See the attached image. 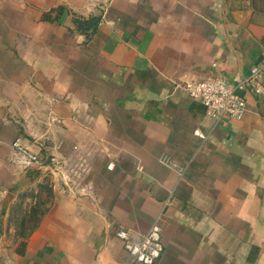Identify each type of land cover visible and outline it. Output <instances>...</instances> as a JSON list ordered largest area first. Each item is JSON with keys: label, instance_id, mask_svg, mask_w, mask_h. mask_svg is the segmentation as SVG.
<instances>
[{"label": "crops", "instance_id": "crops-1", "mask_svg": "<svg viewBox=\"0 0 264 264\" xmlns=\"http://www.w3.org/2000/svg\"><path fill=\"white\" fill-rule=\"evenodd\" d=\"M260 65L264 0H0V264H140L116 234L153 223L154 264H264V99L215 124L181 88ZM75 145L100 156L67 194L49 163Z\"/></svg>", "mask_w": 264, "mask_h": 264}, {"label": "built area", "instance_id": "built-area-1", "mask_svg": "<svg viewBox=\"0 0 264 264\" xmlns=\"http://www.w3.org/2000/svg\"><path fill=\"white\" fill-rule=\"evenodd\" d=\"M263 71L264 65L254 66L246 76L237 79L234 84L219 76L195 78L184 82L181 88L190 99L198 101L204 107L206 116L215 124L225 119L240 121L247 108L243 92L249 91L258 99H264ZM11 147L12 162L21 169L29 170L41 165L38 155L19 138L13 141ZM99 156L100 151L91 145H75L72 148V155L65 159L57 160L52 157L49 168L57 181L61 182L62 192L67 194L84 192L86 178L93 162ZM160 233L159 225L153 223L138 242L133 241L127 231H118L116 235L132 261L154 264L163 254Z\"/></svg>", "mask_w": 264, "mask_h": 264}, {"label": "rangeland", "instance_id": "rangeland-1", "mask_svg": "<svg viewBox=\"0 0 264 264\" xmlns=\"http://www.w3.org/2000/svg\"><path fill=\"white\" fill-rule=\"evenodd\" d=\"M49 197H50V191H49L48 188H45L44 189V193H43V198L40 200L42 205H39V203L36 204V205H38L37 208H36V213L33 215V214H31V210H30L29 213L27 212V214L21 216V218L19 220L20 221V226H21L20 233H23L22 227L26 226L27 228L28 227L31 228L32 225H34V223H36V220H37L38 216L40 215V213L43 212V209L46 208L45 204H47L46 202H49ZM31 215H33V216H31ZM24 218H26L27 222L25 224H23V226H22L21 221Z\"/></svg>", "mask_w": 264, "mask_h": 264}, {"label": "trees", "instance_id": "trees-1", "mask_svg": "<svg viewBox=\"0 0 264 264\" xmlns=\"http://www.w3.org/2000/svg\"><path fill=\"white\" fill-rule=\"evenodd\" d=\"M91 22H85V21H82V20H80V19H77L76 21H75V24H76V26H77V28L80 30V31H87L89 28H91L92 26H97L98 25V18H94V19H92V20H90ZM37 206L38 205H36V207H33V208H31V214H35L36 213V208H37ZM38 214V213H37ZM42 214V213H41ZM41 214L38 216V218H37V220L40 218V216H41ZM33 215H31V216H33ZM37 220H36V222H37ZM27 221H26V218H24L22 221H21V224L23 225V224H25ZM32 226H34V225H32ZM21 234H24V233H21Z\"/></svg>", "mask_w": 264, "mask_h": 264}]
</instances>
